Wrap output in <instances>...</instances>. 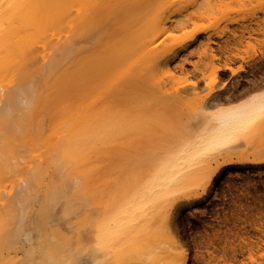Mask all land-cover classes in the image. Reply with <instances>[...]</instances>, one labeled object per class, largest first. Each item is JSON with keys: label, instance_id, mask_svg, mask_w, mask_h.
I'll return each mask as SVG.
<instances>
[{"label": "bare ground", "instance_id": "bare-ground-1", "mask_svg": "<svg viewBox=\"0 0 264 264\" xmlns=\"http://www.w3.org/2000/svg\"><path fill=\"white\" fill-rule=\"evenodd\" d=\"M220 1L0 0V264H189L165 232L172 208L227 164H264L249 155L264 153V121L234 138L262 79L195 106L203 89L179 76L197 51L215 84L211 38L180 32L243 0Z\"/></svg>", "mask_w": 264, "mask_h": 264}, {"label": "rangeland", "instance_id": "rangeland-1", "mask_svg": "<svg viewBox=\"0 0 264 264\" xmlns=\"http://www.w3.org/2000/svg\"><path fill=\"white\" fill-rule=\"evenodd\" d=\"M227 1L230 2L231 0H227ZM227 1L222 0L223 3H228L229 5V2ZM236 1L237 0H235V2ZM233 2L234 1L230 2L231 6ZM242 2L244 3V0ZM242 2H241L242 5H240L239 2H236V4L238 3L239 4L237 6L235 5L233 8L231 7V9L229 10L231 12L227 11L228 13L225 14V16L221 18L219 21H217V23H209L207 20H202L203 21L202 23V21L200 20L198 22L201 23L196 22L194 25L191 24L192 27L188 26L189 28L187 27L185 31L183 30L184 33L180 32V34L186 38L189 34L197 30V28L201 27L199 29L201 32L196 31L197 32V34L195 33L196 38L193 39L192 41L199 40V38L200 41L203 39L206 40V38H208L209 36L212 42L211 45L216 50L215 53L219 52L215 56L217 60L216 62L218 63L217 66H219V64L221 66L222 64L221 73H219V75H221L222 77H219L218 75L217 78L218 80L215 79L214 81L215 84H214L212 82L213 80H211L210 76L208 75L210 72L208 71L207 72L208 74H206V69H204V67L200 68L202 65L201 59L203 60L205 57L201 58L197 51L194 52L195 54L191 53L190 55H188L190 57V60H188V62L185 63L186 64L185 69L186 70L188 69L187 72L188 71L189 72L188 74H185L184 72L183 75L182 73L181 74L179 73V76L183 80L188 78L186 82L187 84L190 85V86L188 85L189 88L187 87L189 92L194 89L192 88L190 89L192 85L191 83L188 82H193L195 83V85L198 84L197 88L203 89L202 91L197 89L198 93L197 92L193 93L191 91V94L188 95V98L186 99L188 103L198 100L195 101V104H197L195 106H200V104L205 100L204 96L205 97L209 96L208 93L211 94L210 91L212 92V95L213 93L215 94L217 87L218 90L224 87L228 88L229 85H230L229 87L231 88L237 85L238 82L241 81L242 83L241 84L239 83L240 84L239 86L244 85V87H246L247 84L250 85L253 82V80L260 81L261 79H262L261 81H263L264 84V76H263L264 75V0H252L251 2H249V0L248 1L246 0L245 1L246 4H243ZM243 5H245V7H243ZM218 16H221V13H219ZM236 37H238V39L240 38L238 41L240 40L241 41L238 42L236 40ZM232 40L233 41L235 40L238 43L237 46V43L235 41L233 42L234 43L233 45H235L236 43L235 46L237 47L234 46L235 48H231L232 43L230 42ZM227 42L231 44V45L229 44L230 46V47L228 46L229 48L227 46L226 47L224 46L228 44ZM216 46L221 48L224 46L225 49L222 48L224 52L221 48L219 49ZM226 48H228V50H226ZM232 49H236V50L234 51ZM226 51L227 52L229 51V54L232 57ZM230 51H233L234 54L233 52ZM226 55H229L230 59L229 57L227 58ZM217 58L219 59L220 62L218 61ZM225 59L228 60L232 59L231 61H229L230 62L229 65L231 66V68H229L230 70L227 67L229 66L228 65L229 62L228 60L226 62ZM223 61H225L224 62L225 67H223L224 66ZM194 63L199 64L200 67L199 65H195ZM197 67H199L200 69ZM202 69L204 72L203 71L201 72ZM232 70L240 73L237 74L236 72L237 74L236 75L235 73H231ZM206 75L207 77H209L207 78V80H206ZM235 75L236 77H234ZM261 76H263V78H261ZM237 77L238 79H236ZM222 82H224V86ZM208 83L209 86L214 87L213 90L215 89L216 90L215 91L211 90L213 87H208L209 89L208 88L205 89L204 86H206L205 84L208 85ZM220 83L222 84L223 87H221ZM202 86L204 88H202ZM263 87L264 86H262L261 88ZM199 91H201V93H199ZM204 93L205 94L207 93L206 94L207 96ZM200 95L201 97H199ZM262 134L264 135V133ZM159 135H161V133ZM258 135L259 137H262L260 133ZM168 136L165 139L162 137L160 141L164 139L166 142V140L169 139ZM158 139L159 137H157V141ZM154 140L157 143L156 138H154ZM154 140L151 141L152 144L155 143ZM164 140L161 141L163 146H164V142H163ZM262 140H264V138ZM241 141L238 142L239 145H241L240 144ZM254 141L258 142L260 140H257L255 138ZM243 142L244 141H242L243 145L247 144V143L244 144ZM261 142H259V144L258 143L256 144L259 145V147H261ZM158 144L153 146H157ZM251 145H254V143L253 144L251 143ZM246 146L247 148L249 147L248 145ZM259 147L258 149H262ZM158 148L160 149L159 146ZM245 148H243L244 151ZM146 149L148 150V156H150L151 154L149 153L150 152L149 150H152L153 148L149 147V149L148 148ZM253 149L255 148H252V150ZM258 149L256 148V150ZM155 150L157 149L155 148ZM160 150L155 152L153 149L152 152L155 153L159 152L157 153L159 155L161 152ZM259 151L256 152L252 151L253 153L250 152L251 154L249 153V151H246L244 153H249V155H253L257 153L259 157L261 155L264 157V153L260 155L258 154ZM238 152L239 151L234 152L236 153L237 157L238 154L240 153ZM232 155L234 156V158H236L235 154ZM223 156L224 154L222 155L219 154L218 157L220 159L219 158L213 159L211 165L215 163L214 166H217L218 162H221L223 160ZM214 160L217 161L215 162ZM238 163L239 162H235V163L233 162L230 163V165L227 164L223 166V168H221L222 170L220 169L221 171L220 170L218 171L220 173L217 172L216 175L212 178V181L209 184L206 191H203L199 188L196 191L198 193V195L196 196L198 197L193 195L194 197L193 199L191 198V200L190 197L192 196H190L189 198L185 197L183 199H180V201H178V203L180 202L179 203L180 205L177 203L178 205L177 206L175 205L176 207L174 206V208H172L171 210V214L168 218L171 221H169L167 224L168 225L170 224L173 227H170V225L169 226L166 225L168 228L166 227L165 232L169 239H171L169 237L171 236L172 238L179 241V243L181 242L180 244L183 246L182 247L178 246L179 251H181L182 248H184L182 251L187 252L190 258L189 259L190 261L188 262L189 264H264V164H261L262 162L246 163V164L245 163L238 164ZM196 192H194V194H197ZM56 211L58 212V210ZM61 226H64V224ZM65 226L66 227H61L63 229V232H66L69 229L67 225ZM172 228L174 229L176 228V229L174 230ZM168 230L169 232H167ZM175 236L179 237V239L176 238ZM179 243H177V245ZM194 243H196L197 245ZM193 251L195 252L193 253Z\"/></svg>", "mask_w": 264, "mask_h": 264}, {"label": "snow or ice", "instance_id": "snow-or-ice-1", "mask_svg": "<svg viewBox=\"0 0 264 264\" xmlns=\"http://www.w3.org/2000/svg\"><path fill=\"white\" fill-rule=\"evenodd\" d=\"M242 108L244 110L245 118L237 126L234 133V138H239L241 134L246 135L250 133L258 120L264 121V93H258L250 97L248 101L243 102ZM231 140L232 138H229L227 141L217 142L216 144L210 146L208 151H213L216 147H223L225 143H230ZM170 195H175V193L170 192ZM99 239L100 237L98 236V240ZM102 247V244L98 243L96 246V250L101 251ZM145 264H151V257L147 258Z\"/></svg>", "mask_w": 264, "mask_h": 264}]
</instances>
